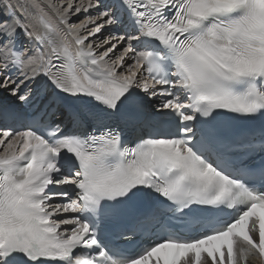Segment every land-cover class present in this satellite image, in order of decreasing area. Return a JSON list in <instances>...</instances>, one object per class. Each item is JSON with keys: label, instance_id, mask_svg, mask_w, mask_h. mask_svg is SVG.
Wrapping results in <instances>:
<instances>
[{"label": "snow or ice", "instance_id": "1", "mask_svg": "<svg viewBox=\"0 0 264 264\" xmlns=\"http://www.w3.org/2000/svg\"><path fill=\"white\" fill-rule=\"evenodd\" d=\"M0 93V264L264 261V0H0Z\"/></svg>", "mask_w": 264, "mask_h": 264}, {"label": "bare ground", "instance_id": "2", "mask_svg": "<svg viewBox=\"0 0 264 264\" xmlns=\"http://www.w3.org/2000/svg\"><path fill=\"white\" fill-rule=\"evenodd\" d=\"M66 6V5H65ZM96 10L95 9H92V10H90L89 11V13H84V12H81V13H79L78 15H73L72 17H71V20H70V23H72V22H76V23H79L81 20H82V18H84L86 15H90V14H92V13H94ZM99 22V21H98ZM89 27H92V25H89ZM113 30H116V31H120L121 30V28H118V27H116V26H106L105 28H103L101 31H103L102 32V35H99V36H103V35H105V34H107L108 32H110V31H113ZM19 39L21 40V41H24L25 40V38L23 37V36H20L19 37ZM90 39H95V38H90ZM134 43H136V42H134ZM124 45L123 44H121V45H119L118 46V48H117V52L119 51V49L120 48H122ZM105 47H107V45H105ZM102 50V49H101ZM128 63H131V61H128ZM0 94H2L1 96H0V101L2 102V103H10V102H12L15 98L14 97H8V96H6L5 94H3V93H0ZM8 98V99H7ZM158 99H159V97H158ZM134 135L132 136V139H134ZM7 143V142H6ZM0 151H2V149H0ZM57 187V190H59V189H61V187H62V185H60V186H56ZM59 202H61V198H57V200L55 201V202H52V203H59ZM66 214V213H65ZM64 215V214H63ZM62 227H67V226H62ZM248 264H264V261H262L261 260V258H259L258 257V255L257 256H249V258H248Z\"/></svg>", "mask_w": 264, "mask_h": 264}, {"label": "rangeland", "instance_id": "3", "mask_svg": "<svg viewBox=\"0 0 264 264\" xmlns=\"http://www.w3.org/2000/svg\"><path fill=\"white\" fill-rule=\"evenodd\" d=\"M2 94H0V96H1ZM8 99V98H7ZM10 104H11V102H10Z\"/></svg>", "mask_w": 264, "mask_h": 264}]
</instances>
